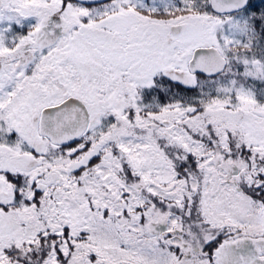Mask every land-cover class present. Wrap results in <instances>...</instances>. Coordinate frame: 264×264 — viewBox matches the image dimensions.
<instances>
[{
  "label": "snow or ice",
  "instance_id": "6c2138e0",
  "mask_svg": "<svg viewBox=\"0 0 264 264\" xmlns=\"http://www.w3.org/2000/svg\"><path fill=\"white\" fill-rule=\"evenodd\" d=\"M0 264H264V0H0Z\"/></svg>",
  "mask_w": 264,
  "mask_h": 264
}]
</instances>
